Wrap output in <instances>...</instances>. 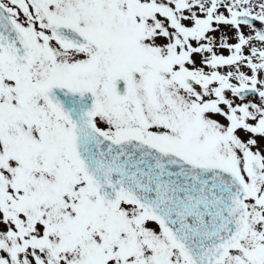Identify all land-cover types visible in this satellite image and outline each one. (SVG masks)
I'll use <instances>...</instances> for the list:
<instances>
[{
	"label": "snow or ice",
	"instance_id": "snow-or-ice-1",
	"mask_svg": "<svg viewBox=\"0 0 264 264\" xmlns=\"http://www.w3.org/2000/svg\"><path fill=\"white\" fill-rule=\"evenodd\" d=\"M0 264H264V0H0Z\"/></svg>",
	"mask_w": 264,
	"mask_h": 264
}]
</instances>
